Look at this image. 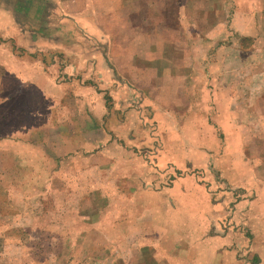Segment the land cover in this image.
Returning a JSON list of instances; mask_svg holds the SVG:
<instances>
[{
	"label": "crops",
	"instance_id": "obj_1",
	"mask_svg": "<svg viewBox=\"0 0 264 264\" xmlns=\"http://www.w3.org/2000/svg\"><path fill=\"white\" fill-rule=\"evenodd\" d=\"M123 2L0 0V89L19 86L21 97L29 99L25 104H36V111L27 112L38 121L12 141L10 151L24 156L20 167L37 168L38 179L80 159L91 177L100 169L99 198L113 199L110 188L119 200L130 197L138 204L146 199L148 218L157 216L161 222H153L158 244L149 248L161 251L162 264L172 262L173 254L163 250L170 243L219 257L213 264L237 261L233 252L239 223L250 233L245 252L254 255L253 264H264V174L259 173L264 165L247 158V144L233 145L232 136L240 133L237 121L248 117L242 112L248 98L230 80L220 81L230 73L229 56L208 61L207 68L201 63L203 54L191 60L197 77L186 83L181 75L186 65L173 58H189L187 48L177 50L164 32L129 25ZM182 97L187 102L179 105ZM195 104L203 109L195 110ZM79 120L83 125L76 124ZM257 126L259 131L262 121ZM112 155H117L118 170L109 181L102 169L108 159L115 164ZM143 181L150 185L147 193L129 192ZM85 188L91 193L94 186ZM191 191L195 194L189 195ZM205 203L210 205L204 210ZM160 206L161 211L153 210ZM175 213L195 218L200 227L194 236L174 229L168 216ZM92 231L108 234L107 227ZM111 239L106 237L102 245L125 249Z\"/></svg>",
	"mask_w": 264,
	"mask_h": 264
},
{
	"label": "rangeland",
	"instance_id": "obj_2",
	"mask_svg": "<svg viewBox=\"0 0 264 264\" xmlns=\"http://www.w3.org/2000/svg\"><path fill=\"white\" fill-rule=\"evenodd\" d=\"M123 1L122 14L129 21V25L139 31L164 32L166 38L175 43L177 50L187 48L189 58L185 57L184 61L183 57L173 58L177 61L181 59L183 65H186V70L181 74L184 75L183 80L186 83L195 82L197 77L191 60L200 58L203 54L201 63L203 68H207L204 64L208 61L226 59L229 56L230 73H225L220 81L230 80L235 86L234 89L238 88L236 91L248 98L245 102L247 105L243 106L245 111H242L248 117L237 121L240 133L232 136L233 145L238 149L242 144H247V158L256 160L259 166H263L264 0ZM66 4L71 7L70 2L67 1ZM233 18L243 20H235V25L231 20ZM250 32L253 33L252 37L248 36ZM60 74L64 79L68 77V73ZM75 74L84 80L83 74ZM12 84L18 85L17 82ZM65 92L67 90L61 91V94ZM21 96L23 94L19 86L0 89V264H162L161 251L154 249L152 252L149 248L158 244L152 231L155 230L154 220H160L157 216L148 218L146 199L138 204L131 201L130 197L119 200V197L115 198L116 190L110 188L108 193L113 199L107 201L103 197L99 198V188L95 187L99 186L100 169L92 172V178L87 174L90 169L80 159L78 163L70 165L65 162L60 170L50 171L42 179H38L40 171L38 173L37 168L20 167L24 156L20 152L10 151L12 141L24 137L27 129H34L38 124L35 117L27 112L30 108L29 111H36V104H25L29 99ZM104 99L110 106V97L105 94ZM186 102V97H182L179 105ZM38 107L43 109V105ZM66 109H70V105ZM194 109L200 111L203 108L195 104ZM256 117L262 121L259 131L256 128L260 121L256 122ZM76 124L83 125V120ZM188 124L189 120H186V125ZM46 127L52 128L51 125ZM147 127L150 130L153 126L150 124ZM224 128L226 129V126ZM143 139L140 137V140ZM131 141L127 143L137 145ZM115 157L117 158V155L113 156L115 164L110 163V159L108 163H103L106 168L102 169V176H107L109 181L113 172L118 170L115 168ZM12 160L15 162L11 163ZM8 164H11L10 167ZM259 173L264 174V169ZM89 185L94 186L91 193L85 188ZM149 186L147 181H143L129 192L147 193ZM125 187L130 188L131 185ZM191 194L195 193L191 191L189 195ZM207 205L205 203L201 208L205 210ZM162 208L155 207L153 210L161 211ZM168 218L173 221L175 230H187L191 236L199 230L200 226L189 213L169 214ZM138 222L140 228L139 232H136ZM239 224V230L235 233L236 245L234 244V251L237 253L233 252L237 261L230 263L244 264L250 261V264H253L254 255L245 252V249H248L246 245L250 233L244 223ZM100 227H107L108 234L92 231ZM159 230L160 228L157 229ZM106 237L120 241L125 249L117 250L109 244L102 245L101 242ZM166 245L167 247L163 248L165 253L173 254L169 264H178L184 260L213 264L215 258H219L194 247L178 248L175 243L173 248L172 243Z\"/></svg>",
	"mask_w": 264,
	"mask_h": 264
}]
</instances>
